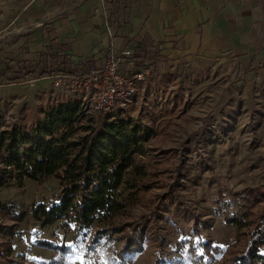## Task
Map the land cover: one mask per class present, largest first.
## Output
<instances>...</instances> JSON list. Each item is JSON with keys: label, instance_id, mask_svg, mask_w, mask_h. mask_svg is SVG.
Masks as SVG:
<instances>
[{"label": "rangeland", "instance_id": "rangeland-1", "mask_svg": "<svg viewBox=\"0 0 264 264\" xmlns=\"http://www.w3.org/2000/svg\"><path fill=\"white\" fill-rule=\"evenodd\" d=\"M63 71L70 73L72 68ZM29 79L37 78L29 76L10 87L0 85V129L14 122L27 128L53 98L77 97L71 91H49L52 81L48 79ZM197 97L180 99L174 110H164L162 116L158 102L148 103L150 109L131 104L123 115L114 111L112 116L143 122L151 131L141 162L153 181L129 209V216L120 219L123 232L99 233L95 224L80 230L72 218L42 228L26 214L10 241V255H0V264H49L51 257L53 264H229L231 253L241 243L232 246L224 213L240 209L246 190H264V119L253 129L244 125L243 102H239L232 133L222 124L227 119L224 112H211L210 105ZM101 120L102 116H95L97 124ZM58 195L53 177L40 182L25 180L23 187H0V228L10 227L14 216L29 211L34 203L49 204ZM260 201L255 211L264 207V199ZM6 207L12 208L13 217ZM135 231L141 232L137 237L142 248L121 254L127 234L135 235ZM6 240L0 236L2 251ZM37 240H48L65 250L53 252L38 246ZM198 242L208 245L194 253L188 250ZM209 246H218L222 252L214 254Z\"/></svg>", "mask_w": 264, "mask_h": 264}, {"label": "crops", "instance_id": "crops-1", "mask_svg": "<svg viewBox=\"0 0 264 264\" xmlns=\"http://www.w3.org/2000/svg\"><path fill=\"white\" fill-rule=\"evenodd\" d=\"M111 50H133L125 74L151 65L132 105L158 102L162 116L198 96L232 133L239 102L244 125L263 122L264 0H0V85L50 82L37 74L99 66Z\"/></svg>", "mask_w": 264, "mask_h": 264}, {"label": "trees", "instance_id": "trees-1", "mask_svg": "<svg viewBox=\"0 0 264 264\" xmlns=\"http://www.w3.org/2000/svg\"><path fill=\"white\" fill-rule=\"evenodd\" d=\"M62 71H41L37 75L52 76ZM76 71L72 69L70 73ZM52 101L27 128L14 122L0 130V187H23L25 180L40 182L53 177L59 189V195L49 204L34 203L29 211L14 216L15 222L10 227L0 228V236L7 239L3 244L5 250H0L5 258L10 255V241L26 214L42 228L72 218L80 230L95 224L99 233H119L123 232L124 224L120 219L129 216V209L151 188L149 181L153 180L141 162L145 156L144 143L151 132L146 125L113 114L102 117L97 124L95 117L84 115L76 97ZM260 190H246L240 209L224 213L232 246L241 243L231 253L229 264H264V207L254 210L260 199H264V190ZM6 208L13 217L12 208ZM140 233L127 234L121 254L142 248L137 237ZM36 243L54 252L65 250L48 240ZM207 245L198 242L188 250L194 253L196 248ZM209 248L214 254L222 252L218 246Z\"/></svg>", "mask_w": 264, "mask_h": 264}, {"label": "built area", "instance_id": "built-area-1", "mask_svg": "<svg viewBox=\"0 0 264 264\" xmlns=\"http://www.w3.org/2000/svg\"><path fill=\"white\" fill-rule=\"evenodd\" d=\"M133 50L118 54L115 50L107 53L105 61L99 65L76 73H59L51 76V92L71 91L80 101L85 116H106L123 112L135 99L139 84L145 80L150 63L141 62L136 67L130 61L131 71L125 74L121 69V58H132ZM30 80V79H29ZM34 79H31V82Z\"/></svg>", "mask_w": 264, "mask_h": 264}]
</instances>
